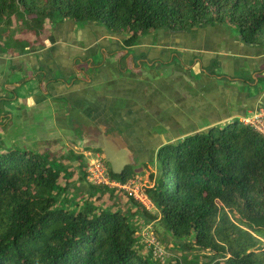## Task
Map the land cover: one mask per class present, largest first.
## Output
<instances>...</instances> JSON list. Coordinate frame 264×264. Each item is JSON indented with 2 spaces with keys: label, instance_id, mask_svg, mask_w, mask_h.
I'll list each match as a JSON object with an SVG mask.
<instances>
[{
  "label": "trees",
  "instance_id": "16d2710c",
  "mask_svg": "<svg viewBox=\"0 0 264 264\" xmlns=\"http://www.w3.org/2000/svg\"><path fill=\"white\" fill-rule=\"evenodd\" d=\"M54 13L125 32L126 47L157 29L217 22L233 26L246 44H264V0H0V37L6 38L0 51L41 46ZM128 55L120 59L128 62ZM82 158L72 150L55 156L0 142V264H153L138 253L125 212L90 204L91 197L121 190L85 183L84 201L58 203L74 175L62 159L77 161L78 179L85 181ZM155 161L146 194L159 225L183 248L204 251L184 257V264H264L262 135L232 120L160 146ZM104 163L113 180L133 177L127 167L115 174Z\"/></svg>",
  "mask_w": 264,
  "mask_h": 264
},
{
  "label": "crops",
  "instance_id": "0c3cea01",
  "mask_svg": "<svg viewBox=\"0 0 264 264\" xmlns=\"http://www.w3.org/2000/svg\"><path fill=\"white\" fill-rule=\"evenodd\" d=\"M47 22L41 46L0 64L5 146L75 138L148 163L164 144L264 111V44L244 43L228 23L161 28L126 47L127 33L92 20Z\"/></svg>",
  "mask_w": 264,
  "mask_h": 264
},
{
  "label": "rangeland",
  "instance_id": "374dc122",
  "mask_svg": "<svg viewBox=\"0 0 264 264\" xmlns=\"http://www.w3.org/2000/svg\"><path fill=\"white\" fill-rule=\"evenodd\" d=\"M5 39L6 38L0 37V47L6 42ZM8 58V53L0 51V64L3 63L4 59ZM25 74H21L20 76H24ZM73 141H71L70 138L64 140L59 139L49 142L48 144H39L36 147L40 151H46L55 156H66L68 151L71 150L77 154L81 153L83 156L82 161L85 164L86 173L85 181L78 179L79 173L76 168L78 165L77 161L73 162L67 159H62V162L65 165H70L69 169H74V175L69 180V188H66L65 192L59 197L58 203L60 205H67V202L64 200H70V198H72L73 201L82 202L89 197L86 193L87 188L85 183H94L87 178L88 166L97 158L104 163V155L100 150L84 147V144L78 139H76V144H72ZM105 167L108 170L106 164ZM127 168L129 171H133V177H130L122 187H110L121 190L118 194L119 196H117L115 192L103 195L101 199H97L96 196L91 197L89 198L90 204L94 207L100 206L109 210L121 209L125 212L129 218L131 226L135 229V247L138 250V253L148 257L153 264H184V257H187L188 260L203 257L204 251L183 248L182 243L179 240L165 233L159 225L158 210L153 206L146 194L147 188L153 186L154 183L153 179L151 180L149 178V175L156 173V161L153 160L148 163L133 164L127 166ZM130 198H132L135 203L131 201ZM136 202L139 203L141 207L143 206L147 212L144 213L143 209H141ZM73 205H71V209L73 208ZM154 216H156V218ZM155 246L156 248H154ZM157 249H159L162 254L155 253Z\"/></svg>",
  "mask_w": 264,
  "mask_h": 264
},
{
  "label": "built area",
  "instance_id": "2783aa9c",
  "mask_svg": "<svg viewBox=\"0 0 264 264\" xmlns=\"http://www.w3.org/2000/svg\"><path fill=\"white\" fill-rule=\"evenodd\" d=\"M238 122L244 125H250L260 135H262L264 139V111L255 112L251 117L240 118ZM106 170L105 163L97 158L89 164L87 178L94 184H103L108 187H122L124 183L111 179L108 171ZM154 248H156V246ZM155 253L159 254L160 250L157 249Z\"/></svg>",
  "mask_w": 264,
  "mask_h": 264
},
{
  "label": "water",
  "instance_id": "95a60500",
  "mask_svg": "<svg viewBox=\"0 0 264 264\" xmlns=\"http://www.w3.org/2000/svg\"><path fill=\"white\" fill-rule=\"evenodd\" d=\"M209 130V129H208ZM89 147L92 149H101L104 154V160L109 164L110 171L115 174H120L124 170L125 167L132 165L131 161H127L124 158H121L123 150H120L118 153L113 152V150L109 149L112 148V145L102 144V143H93L92 145L84 146ZM115 149V147H113Z\"/></svg>",
  "mask_w": 264,
  "mask_h": 264
}]
</instances>
